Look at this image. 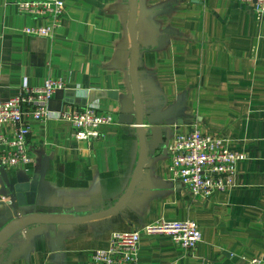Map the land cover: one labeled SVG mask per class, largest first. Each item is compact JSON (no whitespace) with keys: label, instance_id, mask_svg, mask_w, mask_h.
<instances>
[{"label":"crops","instance_id":"obj_1","mask_svg":"<svg viewBox=\"0 0 264 264\" xmlns=\"http://www.w3.org/2000/svg\"><path fill=\"white\" fill-rule=\"evenodd\" d=\"M65 14L53 37L0 0V103L48 79L64 89L48 103L52 118L32 122L25 168L0 166V201L26 213L89 215L126 191L139 154L129 81V0H62ZM137 81L146 161L136 189L118 213L71 225H32L0 248V264H87L114 232L160 221H193L201 240L190 254L164 235H140L137 264H248L264 259V16L233 0H137ZM93 107L116 115L98 140L77 141L56 112ZM193 129L227 140L243 155L233 185L192 198L167 169L166 147ZM9 135V127L4 126ZM18 189V191H15ZM28 195V193H27ZM5 206V205H4ZM0 205V227L6 207ZM3 214V218L1 215Z\"/></svg>","mask_w":264,"mask_h":264},{"label":"built area","instance_id":"obj_2","mask_svg":"<svg viewBox=\"0 0 264 264\" xmlns=\"http://www.w3.org/2000/svg\"><path fill=\"white\" fill-rule=\"evenodd\" d=\"M203 1V0H193ZM250 5L253 11L264 16V0H233ZM18 14L29 16L40 26L24 27L22 33L32 37H53L65 14L62 0H4ZM64 82L48 78L41 86L31 87L25 81L16 96L0 103V166L10 169L28 166V137L32 122H43L51 117L48 103ZM56 120L66 122L73 129L77 141L98 140L102 127L115 123L110 112L101 113L93 107L73 109L67 106L55 113ZM9 127V135L4 134ZM167 169L192 198H209L225 192L233 185L235 166L243 155L227 149V140L216 138L197 129L187 135H176L166 147ZM164 235L174 246L192 253L201 240L199 227L193 221H160L139 231L114 232L105 248L90 252L87 264H137L140 235ZM248 264H264V259L252 258Z\"/></svg>","mask_w":264,"mask_h":264},{"label":"water","instance_id":"obj_3","mask_svg":"<svg viewBox=\"0 0 264 264\" xmlns=\"http://www.w3.org/2000/svg\"><path fill=\"white\" fill-rule=\"evenodd\" d=\"M137 0H129V16L127 22L128 36L130 41L129 51V81L132 92L134 112L131 114H119L118 122L121 124H133L135 126L136 134L139 143V154L136 165L134 167L131 179L124 194L112 206L89 215L76 216L67 213H26L18 214V209L31 205L32 196L36 190V180L26 188V190H16L19 193L25 194V202H15L14 197H10L8 202L0 201V205L6 207L4 218H10L4 225L0 227V248L17 232L32 226V225H71L90 220L105 218L107 216L118 213L130 201L141 175L142 169L146 161V143L143 133V119H142V103L139 94L137 81V59L139 55V48L136 42L135 35V18H136ZM28 193V195H27ZM3 218V214L1 215Z\"/></svg>","mask_w":264,"mask_h":264},{"label":"rangeland","instance_id":"obj_4","mask_svg":"<svg viewBox=\"0 0 264 264\" xmlns=\"http://www.w3.org/2000/svg\"><path fill=\"white\" fill-rule=\"evenodd\" d=\"M9 6H10V5H9ZM11 7H13V6L11 5ZM13 8H14V7H13ZM14 9H15V8H14ZM15 10H16V9H15ZM25 17H28V18L32 21V18H31V17H29V16H25ZM23 28H24V27H23ZM23 28H22V29H23ZM22 29H21V30H22ZM113 118H114V120H116V115H113ZM199 198H200V197H199Z\"/></svg>","mask_w":264,"mask_h":264}]
</instances>
